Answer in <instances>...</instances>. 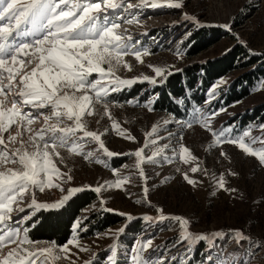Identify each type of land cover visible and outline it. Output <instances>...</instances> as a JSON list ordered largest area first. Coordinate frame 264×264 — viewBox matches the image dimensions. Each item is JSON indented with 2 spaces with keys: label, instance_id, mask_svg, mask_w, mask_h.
Wrapping results in <instances>:
<instances>
[{
  "label": "rangeland",
  "instance_id": "374dc122",
  "mask_svg": "<svg viewBox=\"0 0 264 264\" xmlns=\"http://www.w3.org/2000/svg\"><path fill=\"white\" fill-rule=\"evenodd\" d=\"M127 3L137 6L132 11L139 20L133 24L121 22V29L118 31L126 29L132 39L138 42L137 47L148 50L150 54L142 55V62L132 55L123 57L131 69L121 66L117 75L121 79L135 82L110 94L107 115L103 104L95 105L94 115L85 117L88 130L102 133L108 129L101 137L105 146L110 151L126 154L143 147L146 134L155 125L159 131L149 139L157 136L164 139L159 140L158 145L145 148L143 155L150 156L156 147H168L164 149L162 156L156 158V163L141 164L146 180L140 177V170L135 167L137 158L133 155L109 158L96 142L86 143L80 155L69 154L66 149H60L63 163L54 155L53 162L61 173H67L72 179L67 180V176L63 179L54 177L53 182L59 187L45 188L42 193L36 190L37 202L56 203L68 195L69 188L84 189L80 192L92 191V188L106 185L108 181L129 177L120 189L105 187L100 193L92 191L96 194V199L75 220V223L81 222L78 230L79 242L88 249L81 252L70 246V259L75 264H85V261L90 264H111L107 258L112 255L113 245H116L115 264H133L132 248L149 240L151 245L143 251L142 257L150 260L152 264H158L157 258L166 261V264H264V165L259 163L257 157L246 154L238 145L228 142L214 143L216 137L202 126L203 122L210 121L212 130L219 132L231 129L233 137L242 136L246 130L250 131L251 138L261 139L253 144L246 137L245 143L253 150L264 149V143L261 142L264 141V130L259 127L264 123L250 122L244 127L240 123L245 114H251L264 105V80L257 82L243 100L229 106L216 107L215 102L220 94L226 92L234 79L246 72L232 71L216 82L205 103L183 120L154 111L149 101H138L140 95L123 103L115 101L116 96L136 85L142 87L143 95V91L162 85L171 75L182 74L187 68L221 57L234 46H241L248 55L264 56V0H182L181 8L153 6L159 0H127ZM185 13L195 17L199 24L184 19ZM118 14L128 15L124 9H109L110 19H116ZM224 23L231 25L230 32L220 27ZM202 31L211 34L205 38L210 45L197 53L193 52L198 47L195 46V40ZM25 51L28 55L23 59L31 60V64H17L14 71L31 75L32 68L39 64L38 54L34 49ZM156 67L164 69L160 77L155 74ZM145 75L150 80L155 79L156 83L144 81ZM92 79H96V74H93ZM213 113L216 115L213 116ZM195 116L201 117L202 122H194ZM113 121L119 125L120 130L135 137V140L123 138L112 128ZM165 121L169 122L165 124ZM189 122L191 126H188ZM42 126V118L30 125L33 129ZM9 136H16L15 126L4 134L5 145H0V149H5L8 154L20 146L19 137L12 142L8 140ZM181 144L191 153L187 164L179 159ZM90 151L94 152V156L85 160L84 154ZM221 152L225 155L222 156ZM173 155L175 159H171ZM165 156L170 159L165 160ZM191 157L196 159L192 160ZM97 159L101 162L96 163ZM197 165L200 170L192 173L190 169ZM5 167L19 166L9 164ZM114 170L117 175H114ZM185 172L197 181L195 185H189L184 180ZM221 175L225 180V189H235L234 192L216 186ZM145 187L148 189L147 194L144 192ZM78 193L73 194L70 199ZM31 200L32 193H26L24 201L19 205L26 211L12 213L14 220L31 216L26 222L27 228L39 212L61 208L30 210L28 205ZM157 209L161 211L158 212ZM104 213L119 216V223L99 235L83 237L82 234L90 228L92 217ZM144 216L151 219L145 220ZM176 216L189 221L187 230L190 233L204 234L211 238L182 241L179 222L173 219ZM234 230H240L245 239L237 242ZM215 232H221L222 238L212 235ZM72 235L73 230L70 238ZM39 242L46 245L50 241ZM9 247L4 248V254H7ZM24 247L28 245L25 244ZM60 255L63 257L65 253ZM56 264H69V259L62 258Z\"/></svg>",
  "mask_w": 264,
  "mask_h": 264
},
{
  "label": "snow or ice",
  "instance_id": "6c2138e0",
  "mask_svg": "<svg viewBox=\"0 0 264 264\" xmlns=\"http://www.w3.org/2000/svg\"><path fill=\"white\" fill-rule=\"evenodd\" d=\"M126 3L127 0H0V145H5L4 134L14 126L16 136H9L8 140L15 142L17 137L20 138V146L10 154L5 149H0V264H50V262L56 264L62 258L69 259V264H75V261L70 259L72 255L70 246L81 252L88 250L79 242L80 221L72 225L73 235L65 244L57 245L52 241L42 245V242L33 241L28 236L29 229L25 225L31 216L26 215L19 220H14L12 217L13 212L26 211L19 205L28 192L32 193L28 209L38 210L58 209L73 194L84 190L80 187L69 188L68 195L63 196L56 203L37 202L36 190L42 193L45 188L59 187L53 182L54 177L63 179L67 176V180L72 179L67 173H61L53 162L54 155L63 163L64 158L60 155V149H66L69 154L80 155L86 143L96 142L99 149H102L109 158L133 155L137 158L135 167L140 170V177L146 180L141 164L156 163V158L162 156L164 149L168 147V145H164L163 148L156 147L150 156L143 155L145 148L158 145L159 140L164 139L159 136L149 139L159 131L155 125L146 134L144 146L126 154L110 151L105 146L101 137L108 129L102 133L88 130L85 117L94 115L95 105L103 104L107 115L110 94L121 90L122 86L135 82L121 79L117 75L121 66L131 69L123 57L132 55L137 61L142 62V55L150 54L148 50L137 47L138 42L132 39L126 29L118 31L121 29V22L133 24L139 20L132 11L137 6L127 3L125 8ZM153 6L181 8L182 0H159V3ZM109 9L113 11L124 9L128 15L118 14L116 19H110ZM184 19L199 24L195 17L186 13ZM220 27L231 31L229 23L221 24ZM28 49H34L38 54L39 64L32 68L31 75H22L19 71H14V66L31 64V60L23 59V56L28 55L25 51ZM154 71L156 76L160 77L164 69L156 67ZM93 74H96V79H92ZM143 79L150 80L147 75ZM150 82L155 84L156 80L151 79ZM41 118L43 120L41 128L30 127L34 121ZM194 122L201 123L202 118L195 116ZM188 126H191V122ZM202 126L216 137L214 143L228 142L238 145L246 154L257 157L259 163L264 165V149L253 150L245 143L246 137L250 138L253 144L261 139L251 138L250 131L246 130L242 136L233 137L231 129L219 132L212 130L210 121L203 122ZM259 127L264 130V125ZM112 128L123 138L135 140V137L120 130L115 121L112 123ZM25 133H27L26 139ZM221 137L223 139H220ZM86 138L90 139L86 140ZM179 151V159L185 164L189 163L190 150L181 144ZM173 152L175 153V150ZM221 155L225 154L221 152ZM93 156L94 152L90 151L84 154L83 158L89 160ZM164 159L170 158L165 156ZM171 159H175V155ZM191 159L196 158L191 157ZM100 162L99 159L96 160V163ZM9 164L19 167H5ZM190 170L192 173L198 172L199 165ZM177 171L180 169L177 168ZM114 175H117L116 170ZM183 178L189 185L197 183L186 172L183 173ZM128 179L129 177H123L108 181L106 185L91 190L100 193L105 187L120 189ZM216 186L225 189L223 175L220 176ZM225 190L235 191V189ZM144 192L147 194V187L144 188ZM13 205L16 207L14 208ZM157 211L161 210L157 209ZM143 218L151 219L149 216ZM173 219L179 222L182 241L211 238L204 234L190 233L187 230L189 224L187 219L180 216ZM120 231L122 232L123 229ZM212 235L217 238L223 236L221 232ZM234 236L237 242L245 239L240 230H234ZM13 244L16 247H9ZM25 244L28 247H24ZM150 245L149 240L132 248L133 264H152L150 260L142 257L143 251ZM5 247H9L7 254H4ZM111 252L112 255L107 259L111 264H115L116 245L111 247ZM60 253L65 255L61 257ZM157 261L158 264H166V261L159 258ZM85 264L90 262L85 261Z\"/></svg>",
  "mask_w": 264,
  "mask_h": 264
},
{
  "label": "trees",
  "instance_id": "16d2710c",
  "mask_svg": "<svg viewBox=\"0 0 264 264\" xmlns=\"http://www.w3.org/2000/svg\"><path fill=\"white\" fill-rule=\"evenodd\" d=\"M209 35L211 34L200 32L195 40V46L198 47H195L193 52L197 53L210 45L207 40L205 41ZM235 70H246V72L234 79L226 88V92L221 93L215 102L216 107L229 106L243 100L251 93L257 82L264 80L263 55H248L241 46H234L221 57L187 68L182 74L171 75L162 85L143 91V95L142 87L136 85L116 96L115 101L123 103L140 95L138 101H149L154 111L164 112L183 120L205 103L216 82ZM242 118L241 127L250 122L264 123V105L259 106L251 114H245ZM95 199L96 194L92 191H83L58 210L39 212L28 224L29 238L33 241H54L57 245L65 244L70 239L72 225L77 216ZM119 221V216L114 214H98L92 217L90 228L82 236L90 238V236L99 235L109 227L117 225Z\"/></svg>",
  "mask_w": 264,
  "mask_h": 264
},
{
  "label": "bare ground",
  "instance_id": "6f19581e",
  "mask_svg": "<svg viewBox=\"0 0 264 264\" xmlns=\"http://www.w3.org/2000/svg\"><path fill=\"white\" fill-rule=\"evenodd\" d=\"M23 57H25V56H23Z\"/></svg>",
  "mask_w": 264,
  "mask_h": 264
}]
</instances>
